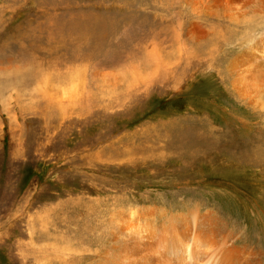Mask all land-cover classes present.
<instances>
[{"label":"rangeland","instance_id":"374dc122","mask_svg":"<svg viewBox=\"0 0 264 264\" xmlns=\"http://www.w3.org/2000/svg\"><path fill=\"white\" fill-rule=\"evenodd\" d=\"M238 1L0 0V264L176 263L192 216L264 253V0Z\"/></svg>","mask_w":264,"mask_h":264},{"label":"bare ground","instance_id":"6f19581e","mask_svg":"<svg viewBox=\"0 0 264 264\" xmlns=\"http://www.w3.org/2000/svg\"><path fill=\"white\" fill-rule=\"evenodd\" d=\"M208 1L212 3H224L228 9H234L235 11L240 10L242 6L245 5V3H243L239 6L238 0ZM262 150L263 149L259 150L258 154H255L256 159H264V153H262ZM194 214L197 215L196 212H194ZM191 215H193V213H191ZM197 220L198 219H196L195 216H192L190 219V228L188 227L186 230L182 228L183 232L182 234H179V236L182 235L181 241L179 242L177 238L175 239V247L173 250L171 249V252L175 250V255H178L177 262L170 261L166 256L165 251L160 249L155 253V264H241V260H244V257L246 258V256L247 260L245 261V264H264L263 261H259L260 258L264 260V253L256 251L251 252L250 249V252L241 255L240 262H238L235 258L239 256L243 249H230L227 247L222 249L230 238L224 239V235L221 230H219L220 227L217 229L214 225L200 226L196 223ZM166 236H160V244L163 245L167 243L169 238ZM214 239L215 243H212V240ZM186 241L193 242L191 243V246H189ZM217 247L220 248V250H218ZM252 248L254 247L252 246Z\"/></svg>","mask_w":264,"mask_h":264}]
</instances>
